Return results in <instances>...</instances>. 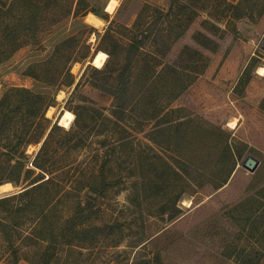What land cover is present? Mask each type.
I'll return each instance as SVG.
<instances>
[{
  "label": "rangeland",
  "instance_id": "obj_1",
  "mask_svg": "<svg viewBox=\"0 0 264 264\" xmlns=\"http://www.w3.org/2000/svg\"><path fill=\"white\" fill-rule=\"evenodd\" d=\"M237 1L116 0L109 12V0H32L41 11L30 22L37 39L0 61V97L10 86H25L54 98L45 110L48 128L40 142L26 147V163L33 167L30 160L57 123L49 151L58 180L96 170L105 157L106 172L118 183L103 195L91 193L92 201L82 179L66 183L70 192L49 206L56 186L42 188L34 199L0 205V264H264V75L257 72L264 66V0L231 5ZM91 14L100 19L97 25ZM137 14L147 27L142 35V28L133 27ZM72 35L76 45L51 60L55 45ZM98 50L107 56L96 70L90 66L96 67L92 57ZM68 52L87 55L71 65V85L51 86L25 74L33 62L56 70ZM119 106L124 110L118 121L132 134V144L118 143L123 132L112 134V125L99 117H110ZM64 110L73 114L68 127L58 123ZM74 110L83 120L97 116L99 125L85 131L78 146H62L68 139L63 131L74 128ZM156 111L158 117L151 118ZM165 114L171 131L158 132L155 120ZM182 115L202 128L205 122L222 128L231 155L193 144L212 157L197 160L199 168L181 161L173 128ZM194 128L180 127L179 133ZM248 155L259 160L253 172L242 166ZM28 181L7 182L6 190L0 185V197L21 191ZM12 204L21 211L8 213ZM42 210L49 211L39 224ZM47 227L55 231L48 245L39 237Z\"/></svg>",
  "mask_w": 264,
  "mask_h": 264
},
{
  "label": "trees",
  "instance_id": "obj_2",
  "mask_svg": "<svg viewBox=\"0 0 264 264\" xmlns=\"http://www.w3.org/2000/svg\"><path fill=\"white\" fill-rule=\"evenodd\" d=\"M242 1L243 0H238L237 3L231 5L237 7L242 3ZM31 2L32 0H9V2L8 0H0V61L8 58L15 49L22 46L24 43L35 41L37 39V31L33 29L30 24L33 21L34 14L41 11L37 10V7L32 8V6H34L35 4H32ZM139 18L140 14H137L136 20L133 25L134 29L136 27L137 31L142 28L140 23H138ZM6 19H10V21H6ZM146 30L147 27L142 28V31L140 32L141 35L143 34V32H146ZM138 37L140 36L135 34L136 40ZM74 40L75 36L72 35L58 42L55 45L50 59L52 60L54 58L61 57L59 53L61 54V52L67 51L69 48L74 47L76 45L74 44ZM138 41H140V38L138 39ZM85 47H87V45H85ZM86 57L87 55L85 54L73 55L71 54V52H68V56H65V58L60 61L62 62V66L57 67L56 70H53L52 67L50 68L44 65V63L42 62H33L27 66L25 74L34 78L35 80L45 82L51 86H69L74 81V75L71 72V65L74 62ZM90 67L98 70L97 67ZM36 69H42L45 73L52 72L54 74L52 76H48V74L42 76L44 74L41 73L42 75H39L35 72ZM78 84L79 82L76 84V86ZM114 94L116 93L114 92ZM53 101V96L35 92L25 86H10L0 97V185L2 183L11 182L12 184L17 186L21 182L29 180L26 186H24L21 191L11 195L0 197V205L10 204L11 200L24 196L31 198L33 197L34 199V194L38 193L42 188L48 186H56V191L47 200V205L49 206L52 201L70 192L69 189L65 186L66 183L69 182L71 185H73V182H79L82 179H86L88 181L86 189V199L88 201H92L94 199V196H92L91 193L95 195H103L110 187L117 185L118 181H113L111 178H109L108 173L106 172L110 164H108V158L105 157L99 162L96 170H91L87 174L83 173L81 170V175L75 174V176L68 181L62 180L64 181V183H62L54 176L57 170H55L54 168V162H52L50 159L49 148L51 146V142L53 141L55 132L60 129V126H58L57 123H54L49 128V131L41 146L30 160V163L33 167H29L27 165L26 162L29 160V154H27L26 152V147L30 144H37L44 136L48 128V125H45V122L48 121V118L45 117V110L50 104H52ZM123 110L124 109H120L119 106L111 112L110 117L105 116V114L101 112H99V117L101 120L107 121L112 125V128L109 130L112 131L113 129L114 132H111L112 134H115L118 131L123 132V135H121L117 139V141H119L118 143L125 145L129 143L132 144V141L130 140L132 134L125 126L121 125L118 121V119L122 118ZM74 113V128L68 131H63L64 136H66V138L68 139L64 140L61 143L62 146H78L82 140V134L85 131H92L99 125L100 120H98L97 116H91L89 117V120H83L80 116L79 111L74 110ZM167 115L168 114L162 115V117L155 120L154 125L157 127L158 132L167 133L171 131V127L168 126L167 123L172 120L166 118ZM143 117H146L145 113L143 114ZM156 117H158L157 111L156 113L151 114V118ZM183 117H185V115L175 118L178 121H176V127L173 128L175 131V135L173 138L176 139L175 145L176 148H178L179 155L182 157L181 161L186 163L187 160L189 162L188 165H190L191 167L196 166L197 168H199V163L196 162L197 160L207 161L212 157V154H210L207 149L200 148L202 146L220 150L231 155L232 151L230 145L228 144L227 133L222 128L210 124L209 122H205L207 126L205 128H202L203 125H200V127L198 126L201 122L196 120L195 118L187 117L185 119H182ZM190 125H195V128L191 132L192 135H190L191 133H189L187 130L184 131L183 134L179 133L180 127L187 129ZM145 134L148 135L147 132H145ZM195 136L198 142L196 141ZM211 136L214 138L213 141L210 140ZM199 137L205 139V144H201ZM174 139L172 140L173 142ZM67 140L75 141L74 144H70ZM103 142L104 139L100 141V144H102ZM193 144L200 146V149L195 148ZM117 145V142H114L112 148L115 149ZM160 147L163 149L164 146L160 145ZM195 149H199V151L192 154L191 152ZM97 155H99L98 152H96V156ZM191 157H195L197 159L195 160ZM160 159L166 165H169V162H167L165 159ZM60 169L61 170L59 171H64L63 167H60ZM35 170H38V173L36 175H34ZM230 173L231 170L225 177L223 183L226 182ZM45 174L47 176L46 178ZM223 183L217 185L216 187H221ZM164 189L168 190L166 185L164 186ZM192 191L193 190H190L189 193L193 194ZM179 196H181V194ZM32 202L33 201L31 199L30 205H32ZM80 203L81 202L78 198V205H80ZM21 209L22 208H18L14 204H12L11 208L6 211L8 213H13L19 212L21 211ZM44 211L48 212L49 210H42L43 215H46V212ZM45 215L43 216V218L42 216L41 218H37V223L40 224L46 217ZM67 220L69 222V218H67ZM5 228H7V226ZM54 232V229L52 230L47 227L45 228V231L41 232L40 234L43 236L39 237H41V241H46L47 245L52 244ZM2 233L5 241L11 248V253L15 254L17 252V249L13 246L10 233L6 230H3Z\"/></svg>",
  "mask_w": 264,
  "mask_h": 264
},
{
  "label": "bare ground",
  "instance_id": "obj_3",
  "mask_svg": "<svg viewBox=\"0 0 264 264\" xmlns=\"http://www.w3.org/2000/svg\"><path fill=\"white\" fill-rule=\"evenodd\" d=\"M115 4H116V0H109V2L106 5V10H108L109 12H112L115 8ZM89 20L93 23L97 25V22L100 21L99 18H97L95 15L91 14L89 16ZM107 54L102 51V50H98L94 56L92 57V62L96 67H100L102 66V64L104 63L105 59H106ZM257 72L260 75H264V66H259L257 69ZM73 119V114L69 111V110H64L63 113L59 116L58 118V123L64 127H68ZM228 125L231 128H234L236 123L234 121H230L228 123ZM38 146V145H37ZM8 187H10L9 183H3L1 184V190H6Z\"/></svg>",
  "mask_w": 264,
  "mask_h": 264
},
{
  "label": "water",
  "instance_id": "obj_4",
  "mask_svg": "<svg viewBox=\"0 0 264 264\" xmlns=\"http://www.w3.org/2000/svg\"><path fill=\"white\" fill-rule=\"evenodd\" d=\"M261 47L264 49V40ZM259 164V160L253 155H248L242 163V166L249 171L253 172Z\"/></svg>",
  "mask_w": 264,
  "mask_h": 264
}]
</instances>
